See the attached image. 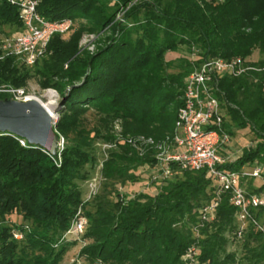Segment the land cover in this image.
Listing matches in <instances>:
<instances>
[{"label":"trees","instance_id":"16d2710c","mask_svg":"<svg viewBox=\"0 0 264 264\" xmlns=\"http://www.w3.org/2000/svg\"><path fill=\"white\" fill-rule=\"evenodd\" d=\"M37 10L49 20L84 24L67 42L54 34L49 56L32 66L9 56L0 59V88L22 87L35 76L41 87L59 92L55 128L66 139L58 166L42 146H22L21 136L0 132V264H59L77 243L60 241L81 202L77 181L87 178L83 166L96 162L95 143L113 139L82 125L89 109L105 123L121 120L125 134L159 140L174 128L184 80L195 65L211 57L250 58L255 49L264 52V0H39ZM0 25L15 26L16 33L22 28L18 7L8 0H0ZM102 29L108 36L96 53H79L81 32ZM179 45L196 47L199 58L168 72L165 54ZM248 64L258 70L225 76L219 83L224 125L232 136L245 128L253 135L254 146H244L223 165L235 171L257 163L264 167V57ZM6 97L0 91V100ZM152 161L148 153L140 156L120 143L104 161L102 176L109 183L135 181L134 171ZM252 179L244 181L246 190L261 195L264 182L246 185ZM157 187L154 194L138 192L128 200H121L118 190L114 199L109 190L93 198L84 212L87 226L81 237L87 242L80 255L96 264H182L181 256L197 244L199 264H264V230L250 221L239 238L242 256L227 250L226 233L238 228L228 192L219 194L214 219L200 222V207L217 196L205 170L178 172ZM14 212L29 224H8ZM250 212L264 229V207Z\"/></svg>","mask_w":264,"mask_h":264},{"label":"built area","instance_id":"2783aa9c","mask_svg":"<svg viewBox=\"0 0 264 264\" xmlns=\"http://www.w3.org/2000/svg\"><path fill=\"white\" fill-rule=\"evenodd\" d=\"M18 7V16L22 23L20 32L7 37L0 42V59L13 57L26 66L34 65L47 54L48 44L54 34H63L72 27L71 19L49 20L39 14L37 7L39 0H8ZM117 15V18H120ZM254 61L250 58L234 56L231 58L211 57L202 60L186 76L183 90V104L178 109L173 130L165 137L156 140L146 136H122L117 128L115 136L110 142L97 146L101 147L102 156L98 164L100 176L104 161L111 150L118 148L120 143H126L138 155L148 153L153 161L145 165L151 182L160 186L166 180L182 171L205 170V176L211 179L216 188V198L213 202L200 207V222L211 221L215 217V208L219 194L228 192L230 202L236 206L238 222L237 235L242 237L247 224L252 222L258 229L263 227L255 220L250 212L251 207H264L263 197L257 193H250L244 186L247 178L262 176L264 167L261 164L244 166L240 170H229L223 167L237 156L231 152L232 135L224 125L226 120L225 102L219 97L222 94L219 83L225 76H239L257 67L248 64ZM15 100H29L22 88H7ZM22 146H27L26 138L18 137ZM63 143V140H62ZM250 141L246 147H253ZM59 150V156L62 150ZM151 150L149 153L148 151ZM59 166L60 159L43 149ZM100 177H93L87 182L88 202L97 195L100 187ZM158 188V187H157ZM134 194L120 192L121 200H128ZM83 203V202H82ZM202 224V223H201ZM87 226V217L82 204L76 209L71 218L65 235L71 233L77 237L82 235ZM198 227H194L195 237H199ZM197 244H192L186 250V256L196 258ZM197 260V259H196Z\"/></svg>","mask_w":264,"mask_h":264},{"label":"rangeland","instance_id":"374dc122","mask_svg":"<svg viewBox=\"0 0 264 264\" xmlns=\"http://www.w3.org/2000/svg\"><path fill=\"white\" fill-rule=\"evenodd\" d=\"M118 15H120V13ZM82 24H84V21L76 20L75 22H73L72 27L67 32L60 34L61 40L67 42L71 38H73V36L77 33V31L80 30L79 26ZM16 31L17 30L15 26L0 25V42L7 37H11L15 35ZM107 36H108L107 33L103 29L97 33L88 31V30H83L78 40V52L84 55H92L96 53L98 48L101 47L105 43ZM198 52L199 50L196 47L190 48L187 45H179L175 50L168 51L165 54V59L171 62V66L167 69L168 72H171V73L179 72L181 68L180 66L181 64L184 66V64L187 61L191 62L199 58ZM48 56H49V53H47L45 58H47ZM252 57L255 59H261L264 57V52L256 49L253 51ZM7 88L2 87L0 88V91H6L5 89ZM19 88L24 89L26 96H29L28 98L30 97L35 98L39 102L44 103V104L50 103L48 107L53 113V119L51 121V126H52V134L54 136V144H53L54 147H53V150H51L45 146H42V145L40 146H42L45 150L49 151L51 154H54V158H56L57 160L59 159L61 160V154L60 156L58 154L61 148V144L63 146L62 149L64 148L66 139L64 138L63 135L57 132L55 128L56 122L60 115L58 111L62 107L61 97H60L59 92L52 87H48V88L41 87V85L38 83V77H35V76L27 80L25 85ZM6 92L9 94V97H6L4 99H14L15 100V97L11 92H8V91ZM18 101H23V100H18ZM103 120L101 119L100 115L91 108L83 115L82 125L87 130L97 129L98 131H100L101 134H104V135L109 134L113 138L115 136V132L117 128L119 129L122 136L124 137L125 136H146L148 137L147 135H143V134H137V135H132L129 133L125 134L123 132V129H124L123 123L119 119L114 120L113 122L109 121L108 123H105ZM252 138H253V135L248 128L235 131L232 137L231 144H230V146L232 147L231 152H233L234 156H238L241 153L242 148L246 146L250 141H252ZM62 140H63V143H62ZM107 142H110V140L100 139L95 143L94 154L96 157V162L94 163V165H90V164L84 165L82 169L83 171L87 173V178L84 180L77 181L78 187L82 193L81 202L77 206V208L82 204L83 212H85L87 209H91L89 204L91 203V201H93V198L89 200L88 202H84V200L86 199V196H87V182L93 177L101 178L100 187H99V191L97 195L102 193L103 191L107 192L108 190L112 192L114 190L115 192L116 190H118L119 192H124V194L125 193L126 194H136L138 192H149L151 194H154L158 191V188H156V184L151 182L147 175L148 174L147 172L149 170L147 169L146 166H141L136 171H134L137 177V180L135 181H127L125 183H122L119 181H114V182L109 183L108 181H105V179L100 176V171L98 168V164L101 159L102 152H101V147H98L97 144L99 143L102 146V144L107 143ZM31 144H34V143H31ZM148 152L150 153L151 150H149ZM263 177L262 176L257 177L256 179H252L248 183L246 182L245 183L246 185H249V186L251 185L254 188L259 187L264 182ZM115 192L112 193L110 198H113V199L115 198V194H116ZM96 196H94V198ZM261 196L263 197V200H264V191L261 193ZM260 221L261 222L264 221V213ZM7 222L8 224H21V223L29 224L28 221H25L22 218L21 214L16 213V212L7 216ZM67 230L63 232V234L61 235L60 241L71 242L73 240H76L77 243L69 247V249L64 254L59 264H96L90 260H87L84 256L80 255V250L82 246L85 245L87 240L82 239L81 237L82 235L77 237L76 235L72 234V231L71 233L65 235ZM243 234H244V231H243ZM13 235L16 239L22 238V233L19 231H13ZM236 235H237V231L226 233V236L229 238L228 240L230 241V243L227 245V250L228 251L234 250L235 252H237L238 257H240L242 256L241 243H240L241 240ZM196 259L197 258L192 259V257L186 256V251H185L184 254L181 256L180 260L182 264H199ZM97 264H101V263H97Z\"/></svg>","mask_w":264,"mask_h":264},{"label":"water","instance_id":"95a60500","mask_svg":"<svg viewBox=\"0 0 264 264\" xmlns=\"http://www.w3.org/2000/svg\"><path fill=\"white\" fill-rule=\"evenodd\" d=\"M51 118L32 100H0V132L9 131L51 150L54 147Z\"/></svg>","mask_w":264,"mask_h":264},{"label":"bare ground","instance_id":"6f19581e","mask_svg":"<svg viewBox=\"0 0 264 264\" xmlns=\"http://www.w3.org/2000/svg\"><path fill=\"white\" fill-rule=\"evenodd\" d=\"M51 92H53V91H51ZM30 98H31V97H30ZM30 98H28V99H30ZM30 100L34 101L35 104H37L38 106H41V107L47 112V114H48V116L51 118V120L53 119V113L51 112L50 108L48 107V105H49L50 103H46V104H44V103L39 102V101H38L37 99H35V98H31Z\"/></svg>","mask_w":264,"mask_h":264},{"label":"crops","instance_id":"0c3cea01","mask_svg":"<svg viewBox=\"0 0 264 264\" xmlns=\"http://www.w3.org/2000/svg\"><path fill=\"white\" fill-rule=\"evenodd\" d=\"M255 50H256V49H255ZM251 59L254 60V61H255V60H258V59L253 58L252 55H251Z\"/></svg>","mask_w":264,"mask_h":264}]
</instances>
